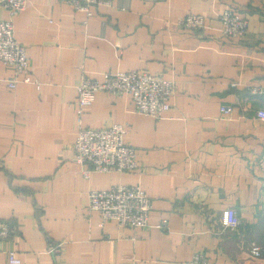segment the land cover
<instances>
[{
    "label": "crops",
    "instance_id": "1",
    "mask_svg": "<svg viewBox=\"0 0 264 264\" xmlns=\"http://www.w3.org/2000/svg\"><path fill=\"white\" fill-rule=\"evenodd\" d=\"M229 6L249 20L240 37L223 34L219 15ZM190 12L206 16L202 29L178 25ZM0 19L14 21L41 82L11 88L0 65V222L11 227L0 264H12L9 251L19 264H193L195 253L206 264H264V120L256 115L264 108V0H111L90 13L28 0L17 13L0 5ZM132 69L176 82L161 117L104 90L77 116L82 74ZM117 122L140 167L86 178L74 159L79 126ZM118 183L140 184L151 197L150 226L102 223L89 208L91 189ZM230 207L244 224L224 229Z\"/></svg>",
    "mask_w": 264,
    "mask_h": 264
},
{
    "label": "built area",
    "instance_id": "2",
    "mask_svg": "<svg viewBox=\"0 0 264 264\" xmlns=\"http://www.w3.org/2000/svg\"><path fill=\"white\" fill-rule=\"evenodd\" d=\"M64 1L75 9L88 13L93 6L111 3V0ZM27 3L28 0H0V5L12 13L23 11ZM219 16L226 37H240L248 31L249 20L237 7L229 6ZM177 23L180 27L196 31L205 26L206 16L190 12L180 16ZM0 65L9 70L10 76L6 78L9 87L15 88L20 82H35L41 87L40 80L32 76L27 48L17 39L12 19H0ZM176 87V82L166 78L162 73H152L145 69L107 71L102 78L82 74L76 85L78 91L76 113L81 118L86 107L94 102L96 93L104 90L118 95H130L138 111L158 118L166 110ZM232 110V105L221 107L223 113H230ZM256 115L264 120V108L257 109ZM126 134V126L119 122L108 127L79 126L73 145L74 159L81 166L86 178L96 170L123 172L140 167L137 150L127 143ZM88 205L91 210L101 213L102 223L114 221L120 228L128 227L133 231L150 226L149 217L153 202L140 184L118 183L104 189H91L88 192ZM243 224L244 220L237 209L230 207L223 211L224 229ZM158 226H167L166 219ZM10 233V225L0 222V241L8 238ZM251 251L255 256L261 255V247L255 242L252 243ZM8 260L12 264H19L22 261L15 251L8 252ZM192 262L206 264L207 260L201 253H195Z\"/></svg>",
    "mask_w": 264,
    "mask_h": 264
}]
</instances>
